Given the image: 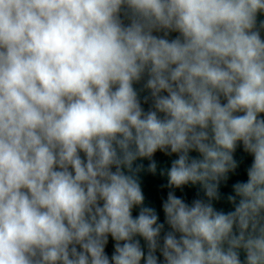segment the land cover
<instances>
[{"label":"clouds","instance_id":"9594fccd","mask_svg":"<svg viewBox=\"0 0 264 264\" xmlns=\"http://www.w3.org/2000/svg\"><path fill=\"white\" fill-rule=\"evenodd\" d=\"M0 264H264V0H0Z\"/></svg>","mask_w":264,"mask_h":264},{"label":"water","instance_id":"95a60500","mask_svg":"<svg viewBox=\"0 0 264 264\" xmlns=\"http://www.w3.org/2000/svg\"><path fill=\"white\" fill-rule=\"evenodd\" d=\"M237 156L239 158L243 156V153L238 151ZM156 159L162 162L166 161V158L160 155L159 153L157 154ZM245 178L246 177H244V175L241 173L239 176L234 177L233 181L236 179H245ZM160 183L161 181L158 178H153L151 176H145L143 186H144L145 194L148 200L157 207L158 211H160L161 220H163V213L160 207V202H161V198L166 196V192L159 190L158 186ZM222 191L229 192L230 186L228 188H223ZM194 193H195V189L185 188L183 195L190 201L193 198ZM176 194L181 195L179 191H177ZM216 207L218 209H223L225 212L232 210L231 205H229L226 202L218 203L216 204ZM109 251H111V245H109Z\"/></svg>","mask_w":264,"mask_h":264}]
</instances>
